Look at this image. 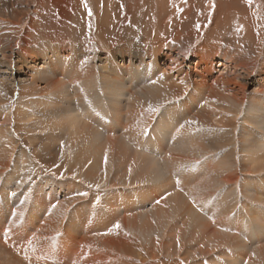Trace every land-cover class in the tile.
<instances>
[{
	"label": "bare ground",
	"instance_id": "obj_1",
	"mask_svg": "<svg viewBox=\"0 0 264 264\" xmlns=\"http://www.w3.org/2000/svg\"><path fill=\"white\" fill-rule=\"evenodd\" d=\"M261 14L255 10V24ZM97 20L92 42L46 38L35 46L23 38L14 50L0 38V67L10 76L29 72L12 88L0 79V232L9 234L0 239V264H52L46 244L41 250L34 238L23 241L31 232L21 219L27 213L24 225L31 224L39 207L52 216L41 228L53 232L46 233L56 240L55 264L58 254L130 264L136 237L172 230L194 243L186 258L193 264H264V251L254 249L247 259L225 247L242 252L236 228L264 240V51L254 69L252 61L201 43L190 55L133 33L114 44ZM215 65L224 73L212 76ZM68 157L73 164L63 173ZM57 187L78 197L56 204ZM93 191L105 197L95 221ZM141 202L150 208L130 215ZM113 223L119 227L111 230ZM90 230L95 235L81 236Z\"/></svg>",
	"mask_w": 264,
	"mask_h": 264
},
{
	"label": "rangeland",
	"instance_id": "obj_2",
	"mask_svg": "<svg viewBox=\"0 0 264 264\" xmlns=\"http://www.w3.org/2000/svg\"><path fill=\"white\" fill-rule=\"evenodd\" d=\"M92 3L93 1L91 0H0V38L5 40V43L11 44L14 50L18 48V44H21L23 38L26 39V42H31L34 45L46 38L61 41H74L78 44L85 42V40L92 42L96 40L95 31L97 30L95 19L97 15V21H99V24L102 23L100 27L106 28L104 32L105 37L114 44L120 43L119 41L126 39L133 33L132 35L139 38L142 36L148 37V42L154 41L158 44L166 41V43H174L188 55L198 49L201 46L200 43L204 46L206 45L205 47L210 51L217 48L225 49L230 56L233 55L232 57L252 61L254 69L257 68L263 58L264 4L262 0H96V8H94ZM256 9L262 11L261 16H259L262 19V23L259 25L255 24V21H253L254 18H252L255 16L254 13ZM152 38L154 39L151 40ZM221 70L222 69H220V71L218 70V66L215 67V69H211L212 76L224 73L222 72L223 70ZM28 73L27 68H24V72H14L13 75L10 76L8 70L0 67V79L8 82L7 84L10 88H12V81L14 83L16 81H23L27 78ZM11 78L13 80H11ZM251 88L253 87H250V89ZM14 91V96L10 103L12 109L17 105V90L14 88ZM72 164L73 158L68 157L65 160L66 167H64L63 173L70 172V166ZM30 167L31 169L36 168L35 164L32 163ZM38 171L40 172V170ZM48 175L54 177L55 173L53 172L52 175ZM255 179L256 183L260 182V180H257V177L254 176L253 180ZM77 181L80 182V184L83 183L82 179H78ZM87 186L88 183H86L85 189ZM252 187L253 185L251 188ZM96 190L100 191L101 187L96 188ZM71 193V189L63 190V188L57 187L56 193H52L51 196L54 203L61 206L63 204L65 207L69 198L78 197L77 193ZM95 193L99 194V192L93 191L91 193L92 203L95 204V206H93V220L97 219L98 214L101 212L99 211L100 207L96 208V206L98 207L97 204L100 205L98 199H101V201L105 199L101 193L97 196L100 198H96ZM13 194H16V192H13ZM155 194L159 195L158 192H155ZM163 197L165 196H159L160 199ZM93 201L96 202L94 203ZM134 206L137 210H132L134 207L131 206L133 208L130 207V210H132L130 215L133 213L136 214L138 211H142V209L145 210L150 208L151 205L148 202H141ZM252 208L254 210L256 209L255 207ZM38 210L37 219H33L31 224L27 226L24 225L26 216L28 215L27 213L21 219L24 232H31L24 236L23 241H30L34 238L35 243H37V241L40 242L38 246L41 250L44 249L43 245L46 244V257L52 264H55L54 253L57 247V245H55L56 240L51 239L50 241L46 233L47 231L50 232V234L53 232L50 229L43 230V227L41 228L48 217L52 216L50 212H47L46 208L39 207ZM256 210L260 211L261 208ZM120 212L118 217L120 216L121 218L124 215H122V210ZM233 212H231V215ZM239 212L243 224L247 218L243 215L241 210ZM109 214L110 213L107 212L109 219H113L115 215L110 216ZM231 215H228V219L231 222L230 227H234L237 223ZM111 221L116 222L117 220L113 219ZM66 224L67 222H65V225ZM115 225L117 224H112L111 230L114 229L113 227H116ZM224 227L228 226L225 225ZM21 229L20 226L19 230L21 231ZM236 230L238 231V234H235L237 236L236 240H238V237L241 235L240 243L244 248H241L242 252H238L235 251L236 247L225 246L228 253H238L239 257L247 254V259H249L252 257L251 251L254 249L264 251V240L257 242L255 237L250 236L253 230L245 229L242 231L241 228L240 230L236 228ZM44 231L45 233H43ZM172 231L173 232H171L169 236L164 237L162 236V232L154 233L152 236L155 235L157 237L154 240H152V238L155 236H150L148 239L136 237L138 241L131 242L134 248H132L133 254L129 256L130 264H133L135 261L137 264L138 262L140 264H193L191 259L188 262L186 258H188L187 253L194 243L186 239L188 234H185V237L182 238V235L179 234V230ZM94 232L95 230H90L86 232L81 231L80 233L82 237H92L95 235ZM221 232L226 235V231ZM5 233L6 231L0 232L1 240L6 241L9 238V234ZM229 234L230 236L233 235V233ZM258 236H261L260 233ZM5 237H7V239ZM252 241L253 243H251ZM10 250L13 252L16 251V249ZM167 251H178L181 254H179L180 256H171L167 254ZM31 252L35 253L33 249H31ZM58 255L56 258L59 261L58 264L92 263L90 261H88V263L71 261L63 257L60 259L61 256ZM3 257L2 255V258ZM239 257H237L236 260H238ZM246 261L247 260H242L241 264H245ZM206 262L205 258L201 264H205Z\"/></svg>",
	"mask_w": 264,
	"mask_h": 264
},
{
	"label": "snow or ice",
	"instance_id": "obj_3",
	"mask_svg": "<svg viewBox=\"0 0 264 264\" xmlns=\"http://www.w3.org/2000/svg\"><path fill=\"white\" fill-rule=\"evenodd\" d=\"M97 187H99V185H97ZM79 195H87V193H79ZM116 227H119V225H115Z\"/></svg>",
	"mask_w": 264,
	"mask_h": 264
}]
</instances>
